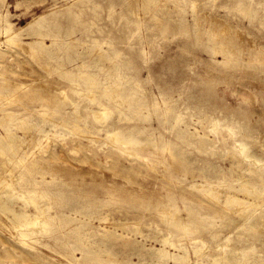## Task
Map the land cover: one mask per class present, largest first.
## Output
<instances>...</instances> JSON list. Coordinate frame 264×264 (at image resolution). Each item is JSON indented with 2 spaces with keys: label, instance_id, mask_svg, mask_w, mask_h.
<instances>
[{
  "label": "rangeland",
  "instance_id": "rangeland-1",
  "mask_svg": "<svg viewBox=\"0 0 264 264\" xmlns=\"http://www.w3.org/2000/svg\"><path fill=\"white\" fill-rule=\"evenodd\" d=\"M0 45V132L25 157L0 154V177L40 215L27 239L0 224V264H93L85 244L107 264H264V207L221 205L264 206V0H0Z\"/></svg>",
  "mask_w": 264,
  "mask_h": 264
},
{
  "label": "bare ground",
  "instance_id": "bare-ground-1",
  "mask_svg": "<svg viewBox=\"0 0 264 264\" xmlns=\"http://www.w3.org/2000/svg\"><path fill=\"white\" fill-rule=\"evenodd\" d=\"M151 1V0H150ZM154 1V0H153ZM150 13V12H149ZM157 14V13H156ZM153 16V15H152ZM154 18V17H153ZM152 19V18H151ZM198 19V18H197ZM43 20V17H41V18H39L33 25L34 26H36V25H38L39 23H41V21ZM199 23V22H198ZM197 23V24H198ZM215 25V24H214ZM8 28L7 29H10L11 27H10V25H8L7 26ZM7 31V30H6ZM27 35H31V34H27ZM19 34L17 33V31H14V32H12L9 36H7V42L9 41L11 44H12V42L14 43V42H20V39H19ZM41 37V36H40ZM6 42V41H5ZM6 42V43H7ZM7 44H9V43H7ZM16 46H17V44L16 43H14ZM13 44V45H14ZM225 45V43H222L221 44V46H224ZM1 46V45H0ZM220 46V47H221ZM92 51V50H91ZM225 52H227V51H225ZM93 54V53H92ZM229 56H232L233 54H234V50L232 51V50H230L229 51V53H227ZM89 56V55H88ZM91 56V55H90ZM33 58V57H32ZM95 58V57H94ZM263 62V61H262ZM87 76V75H86ZM90 77V76H89ZM87 83V82H86ZM97 84V83H96ZM120 83H116V85H117V87H118V85H119ZM87 85V84H86ZM94 85V84H93ZM23 86V85H22ZM21 86V87H22ZM111 87V86H110ZM116 87V86H115ZM118 90V89H117ZM90 91V90H89ZM116 90H114V92H115ZM61 93H62V91H61ZM64 93V92H63ZM90 93V92H89ZM106 93V92H105ZM80 94V93H79ZM93 96H94V94H93ZM119 96V95H118ZM135 96V95H134ZM64 99L66 100L67 98H65L64 97ZM63 99V100H64ZM134 99V98H133ZM68 100V99H67ZM127 100V99H126ZM122 102V101H121ZM136 104V103H135ZM96 109H94V110H90L89 108V111H90V114H92V116H94L95 118H97V119H105V118H107L108 117V115H109V111H108V109L106 108V106L105 105H103V103L101 102V101H99V100H96ZM74 111V110H73ZM77 111V110H76ZM110 113H111V111H110ZM42 114V113H41ZM3 116H2V119H5V118H8V117H11V116H13V115H15V112L14 111H5L3 114H2ZM78 118V117H77ZM2 119H0V120H2ZM48 119V118H47ZM49 120V119H48ZM177 121V120H176ZM66 126H68L67 124H65ZM52 126H56V123L55 122H53V124H52ZM38 128V127H37ZM106 129H107V136H109V137H111L113 140H112V142L114 143H120L121 144V146H123L122 144H124L125 146H127V145H129V144H134V143H138L137 142V139H135V138H133V135H130V134H127V132H126V134L125 135H123L125 132H122V129H121V127H115L114 125H112V126H108V127H106ZM28 130V129H27ZM55 130V129H54ZM44 131V130H43ZM45 132V131H44ZM130 132V131H129ZM186 133L187 131L186 130H180V131H178V133ZM17 133H15V132H13L11 129H6L5 130V132H0V154H1V156L2 157H4L5 155H6V152H7V150H9V149H13V151L15 152V154L14 155H12V156H10V157H8V160L9 161H11V160H19V162L21 161V163L23 162V160H25V157L24 156H22L21 154H19L18 153V151H19V148H16L15 146H16V144H17V142L19 141V142H21V139H20V137L19 136H17L16 135ZM188 135H189V133H187ZM23 135V134H22ZM55 135V134H54ZM81 137H82V134H81ZM84 137V136H83ZM89 137V136H88ZM90 139V138H89ZM92 139V138H91ZM18 142V143H19ZM149 143V142H148ZM148 143H146V145H148ZM201 143L203 144V143H205L204 142V140H202L201 141ZM142 144V143H141ZM20 145V144H19ZM143 145V144H142ZM120 146V145H119ZM112 147V146H111ZM124 147V146H123ZM242 147V150H246V147L244 146V145H242L241 146ZM125 148V147H124ZM130 149V148H129ZM26 151V150H25ZM24 151V152H25ZM122 152V151H121ZM18 153V154H17ZM32 153V152H31ZM123 153V152H122ZM127 153V152H126ZM129 154H130V152H128ZM133 154V153H132ZM245 154H247V152H245ZM35 155V154H34ZM135 155H137V156H139V154H135ZM247 156V155H246ZM34 157V156H33ZM141 157V156H140ZM141 158H143V157H141ZM143 159H145V158H143ZM142 160V159H141ZM261 160H256V163H259ZM15 162V161H14ZM255 162V161H254ZM9 164V163H8ZM13 164H15V163H13ZM35 164V163H34ZM236 164H238V163H236ZM262 164V163H261ZM24 165V164H23ZM33 165V164H32ZM264 165V164H263ZM35 166V165H34ZM38 166V165H37ZM39 166H41V165H39ZM115 166V165H114ZM2 167V166H1ZM2 168H4V167H2ZM32 168H33V166H32ZM5 171V170H4ZM9 171H11V170H9ZM5 172H7V171H5ZM13 174V173H12ZM37 175H39V174H37ZM9 176V175H8ZM32 176V175H31ZM39 177V176H38ZM260 179L262 178V175H259L258 176ZM3 178V177H2ZM1 177H0V189H6V192H4V194H2L1 192H0V211L2 212L1 214H4V215H6V217H7V219L10 221V223L9 224H5L3 221H2V218L0 217V224L1 223H3V224H1V225H6L9 229H11L12 231H15V233H17L16 231H18L19 233H18V235L21 237V240L22 239H24V238H28V237H30V236H32V232L31 231H29L28 230V228H30V227H32V226H34L35 224H36V222H37V218H39L38 216H40L39 214H36V215H34V214H32V213H30L29 211H27L26 210V208L24 207H22L23 209L22 210H17V209H15V201L16 200H23V201H25V203H26V206H27V204L30 202H32L31 200L32 199H30L29 201L26 199V198H24V196H21L22 195V193L21 192H18V193H15L14 192V190H12V187H11V185L7 182V180L6 181H4L3 179H2ZM5 178V177H4ZM54 178V177H53ZM6 179V178H5ZM13 179V178H12ZM46 179V178H45ZM240 179V178H239ZM11 180V179H10ZM19 181V180H18ZM18 184V183H17ZM262 184L264 185V181L262 182ZM3 186V187H2ZM12 186H14V185H12ZM15 188V187H14ZM255 188V187H254ZM253 188V189H254ZM0 191H2V190H0ZM246 193L247 194H249V195H252V191H250L249 189L248 190H246ZM256 193H257V195L259 196V197H257V198H255V199H253V200H251V201H248V202H246V200H245V202H241L240 201V199L238 198V197H236L235 195H227L226 197H225V203H221L219 200L221 199H219V197H218V194L217 193H215L214 191H208L207 192V195H210L212 198H213V200L215 199V201H217V203H221V205L223 204L225 207H233V208H236V207H238V206H241V205H243L244 207L245 206H248V207H252V209H254V213H255V211H256V209H259V208H263L264 206H263V203L262 202H260L259 201V199L261 198V196L263 195V192H261V191H257L256 190ZM19 194H21V195H19ZM261 194V195H260ZM24 195V194H23ZM205 195H206V193H205ZM247 198V197H246ZM34 199V198H33ZM242 200V199H241ZM34 201V200H33ZM18 202V201H17ZM23 203V202H22ZM33 203V202H32ZM242 203H244V204H242ZM29 205V204H28ZM32 205H34V204H32ZM31 205V206H32ZM217 205V204H216ZM219 205V204H218ZM25 206V205H24ZM90 206V205H89ZM21 207V206H20ZM34 208H36L35 207V205L33 206ZM84 208V207H83ZM165 209V208H164ZM36 210V209H35ZM163 210V209H162ZM227 210V209H226ZM171 211H172V209H171ZM234 211V210H233ZM43 212V211H42ZM178 211H176V213H177ZM252 212H253V210H252ZM164 214H166L167 215V213H164ZM164 214H162V215H164ZM250 214H252V213H250ZM161 215V214H160ZM169 215V214H168ZM254 215V214H253ZM53 216V215H52ZM173 216V215H172ZM252 216V215H251ZM49 217V216H48ZM75 217V216H74ZM100 217V216H99ZM104 217V216H103ZM65 218H68V217H66L65 216ZM100 218H102V217H100ZM113 218V217H112ZM6 219V220H7ZM47 219V218H46ZM175 219V218H174ZM248 219H250V217L249 218H247L246 220H248ZM49 218L46 220V221H44L43 222V229L39 226V228L41 229V230H43L44 231V233H47L46 232V230H47V226L49 225ZM113 221V220H112ZM191 221V220H190ZM89 222V221H88ZM111 222V221H110ZM169 222H170V220H169ZM125 224L127 223V222H124ZM250 223V222H249ZM41 224V223H40ZM114 224V223H113ZM118 224V223H117ZM121 224V223H120ZM123 224V223H122ZM121 224V225H122ZM128 224H130V223H128ZM132 225V224H131ZM172 225L174 226V227H176L177 229L178 228H184V227H182L181 226V224L179 223V221H177V220H172ZM6 226H4V227H6ZM38 226V225H37ZM114 226H116V225H114ZM138 226V225H137ZM185 226V225H184ZM35 227H36V225H35ZM112 227V226H111ZM121 227H124V226H121ZM188 227V226H187ZM78 229V228H80V227H76L75 226V229ZM7 229V228H6ZM8 229V230H9ZM40 229H37V230H39L40 231ZM186 230V229H185ZM34 231V230H33ZM77 231H79V230H77ZM106 231V230H105ZM9 232L11 233V231L9 230ZM31 232V233H30ZM34 232H36V231H34ZM109 232H111V231H109ZM117 232V231H116ZM40 233V232H39ZM50 233V232H49ZM170 234V233H169ZM18 235H16V236H18ZM113 235H115V234H113V233H110V236H113ZM33 236H35V235H33ZM32 236V237H33ZM78 236H79V241H80V243H82L83 244V235H81L80 233L78 234ZM19 237V238H20ZM42 237V236H41ZM18 238V237H17ZM26 238V239H27ZM30 239V238H29ZM164 239V238H163ZM165 240H167V238H165ZM59 241H61L60 239H58V238H56L55 239V242H59ZM164 241V240H163ZM22 242H25V240L24 241H22ZM31 243H33L32 241H30ZM168 243V241H164V243L165 244H167ZM34 243H35V241H34ZM20 244H23V243H20ZM28 244V243H27ZM26 244V245H27ZM36 244V243H35ZM25 245V244H24ZM48 244H44V246L46 247ZM63 246V245H62ZM173 246V245H172ZM26 247V246H25ZM28 247H30L29 246V244L27 245V248ZM41 247V246H40ZM67 247V246H66ZM164 247V246H163ZM174 247V246H173ZM33 248V247H32ZM68 248V247H67ZM92 248V246H90L89 247V245H87V244H85L84 245V247L81 249V254H82V256H80L81 258H84V257H86V256H89L90 258H91V260H93V264H107L106 262H102V261H100V260H98V258L97 257H99V256H101L100 254L101 253H98L99 251H96V250H94V249H91ZM69 249V248H68ZM50 251V250H49ZM169 250H165V248L164 249H160L159 248V250H158V252H159V254L161 255V257L162 258H166V257H170V258H172L173 260H174V262H175V264H189V261H188V254H187V256L186 255H179V256H172V255H169V252H168ZM196 251V250H195ZM198 251V250H197ZM196 251V252H197ZM65 252V251H64ZM199 252V251H198ZM197 252V253H198ZM202 252V251H201ZM237 252V251H236ZM9 253V252H8ZM54 253V252H53ZM12 254V253H11ZM72 254V253H71ZM173 254V253H172ZM177 254V253H176ZM237 254V253H236ZM9 255V254H8ZM159 255V256H160ZM65 256V255H64ZM224 256V255H223ZM61 257H63V256H61ZM97 258V259H96ZM65 259H66V257H65ZM217 259V258H216ZM78 260V259H77ZM215 260V259H214ZM226 260V258H220V260L217 262L218 264L219 263H221V261H225ZM234 261V260H233ZM235 261H237V260H235ZM245 263V262H244ZM223 264H224V262H223Z\"/></svg>",
  "mask_w": 264,
  "mask_h": 264
}]
</instances>
